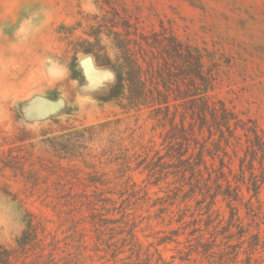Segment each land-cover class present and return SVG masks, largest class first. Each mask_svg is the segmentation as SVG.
<instances>
[{"label": "rangeland", "instance_id": "rangeland-1", "mask_svg": "<svg viewBox=\"0 0 264 264\" xmlns=\"http://www.w3.org/2000/svg\"><path fill=\"white\" fill-rule=\"evenodd\" d=\"M114 9L146 31L163 25L197 47L215 77L211 93L241 119L256 120L264 138V0H0V154L5 161L11 153L20 157L14 168L0 162V242L15 250L12 264H208L196 252L181 259L196 247L198 233L191 232L201 227L210 237L208 230H221L230 218L219 196L218 218L206 229L195 180L165 157L171 126L148 110L126 113L105 102L116 72L92 54L74 53L91 17ZM54 119L96 127L82 156L61 159L38 140H19L24 126L38 132ZM241 136L226 156L209 144L215 158L206 157L215 169L221 157L230 162L228 175L242 188L237 205L250 227L246 235L264 239V185L250 209V172L245 167L242 182L239 167L248 143ZM255 167L260 176L258 161ZM29 221L37 230L23 251L17 240ZM253 257L264 264V248Z\"/></svg>", "mask_w": 264, "mask_h": 264}, {"label": "trees", "instance_id": "trees-1", "mask_svg": "<svg viewBox=\"0 0 264 264\" xmlns=\"http://www.w3.org/2000/svg\"><path fill=\"white\" fill-rule=\"evenodd\" d=\"M91 18L94 24L84 32V38L73 43V51L75 54H92L99 65L116 72L117 81L104 101L116 104L126 113L148 110L152 118L163 126H171L165 136L168 142L165 157L176 160L183 166V172H190L195 180L194 188H198L202 195L198 201L204 203L206 209L207 230L218 218L213 216V208L219 196L230 208L227 224L219 231L208 230L210 237H205L201 227L192 230V234L198 233L196 247L186 253L189 257L181 259L190 260L191 252H196L208 264H256L253 254L260 246L264 248V239L260 232L246 235L250 227L242 224L237 205L243 199L239 179L234 178V185L228 175L233 174V168L224 157L220 158L218 169L211 167L206 157L208 154L215 158L209 144L212 143L226 156L227 147L233 140L239 143L241 135L246 137L248 150L240 159L239 167L242 182L246 180L245 167L250 172L251 183L247 184V189L248 192L253 190V193L247 203L252 209L251 199L259 198L264 185V138L256 120L241 119L224 100L211 93L215 77L206 66L202 53L163 25L160 29L146 31L139 27L138 21H132L116 9ZM106 126L101 125L102 129ZM96 130L94 126L78 128L70 123L64 124L61 119H54L38 132L24 126L19 132V140L30 141L31 146L36 145L32 142L38 140L44 151L61 159L74 158L83 155L82 150L87 148L86 143L93 141ZM206 131L208 134L200 140L199 136ZM159 157L163 159L164 155ZM19 159V155L11 153L5 161L0 154L4 167H17ZM256 161L262 167L260 176L256 173ZM203 169L208 177H205ZM192 194H196L195 190ZM193 222L196 224L198 220ZM28 224L29 232L17 240L23 251L29 243L31 230H37L32 221ZM233 227L238 231L234 232ZM214 228L218 226L214 225ZM220 234L223 237L218 242ZM234 238L236 242H233ZM245 244L247 248H244ZM14 252L13 248L0 242V264H12ZM242 253L244 258H241Z\"/></svg>", "mask_w": 264, "mask_h": 264}]
</instances>
